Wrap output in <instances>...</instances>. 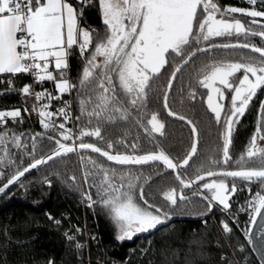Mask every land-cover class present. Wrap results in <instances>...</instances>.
Returning <instances> with one entry per match:
<instances>
[{"label": "snow or ice", "instance_id": "1", "mask_svg": "<svg viewBox=\"0 0 264 264\" xmlns=\"http://www.w3.org/2000/svg\"><path fill=\"white\" fill-rule=\"evenodd\" d=\"M245 3L248 7H222L217 0H98L104 25V31L98 32L81 26L85 10L95 7L94 0H76L75 6L69 0H0V76H8L6 82L14 87L12 78L30 75L35 84L52 82L55 89V94L47 89L34 91L32 84L19 89V94L25 97L34 96L36 103L32 105V112L38 114L45 132L55 135H33L32 150L27 153L33 157L32 162L26 167H17L6 177L4 168L16 164L12 148L28 145L23 143V133L0 131V182L6 178L0 193L19 184L32 169L62 156L88 151L121 169L159 164L171 170L179 189L173 187L162 194L169 209L197 197L206 202L208 212L218 206L230 213L231 200L241 190L236 183L239 180L250 197L246 207L239 209L248 215L245 238L249 245L254 243V235L260 239L255 250L264 259V147L258 144L264 140V101L259 103V123L245 152L235 160L230 155L236 126L258 92L264 90V46L250 40L259 38L264 42V0H245ZM240 17L248 18L247 22ZM218 38L226 42L214 43ZM217 49L237 54L240 59H211L193 76L196 87L189 85L186 97L189 102L196 100L197 87L207 90L206 108L222 131L218 136L220 145L196 168L194 176L188 178L190 161L198 154L200 132L192 120L171 109L169 95L183 68L200 53L211 54ZM74 54L83 61L78 84L68 76ZM166 66L172 70L163 107L169 117L186 122L191 133L190 150L181 161L174 162L163 149L137 154L139 137L131 144L125 139L116 142L125 149L130 148V152L114 151L116 145L111 141H106L108 150L85 142V138L105 142L102 133L108 126L129 124L148 137L163 136L165 125L158 113H152L145 120L144 109L152 83ZM74 90L79 115L73 118L68 101L52 110L54 101L62 100ZM61 118L63 122L57 123ZM9 120L22 122L21 110L0 111V124L6 125ZM73 120L78 122V132L68 127ZM37 138L54 143L50 155L35 158ZM81 163L87 206L99 204L105 210L117 229L118 240L132 239L171 218V211L150 204L145 198L140 175L106 166L92 156L81 155ZM230 163H234V169L227 167ZM70 179L76 181L75 176ZM252 185L259 187L255 194ZM185 189L192 190L191 197L184 195ZM221 225L226 234H231L228 222L221 221ZM65 235L68 241H74V236ZM75 246L82 247L79 243Z\"/></svg>", "mask_w": 264, "mask_h": 264}, {"label": "trees", "instance_id": "2", "mask_svg": "<svg viewBox=\"0 0 264 264\" xmlns=\"http://www.w3.org/2000/svg\"><path fill=\"white\" fill-rule=\"evenodd\" d=\"M69 1L75 6L76 0ZM94 2L95 7L85 10L81 26L102 32L98 0ZM217 2L223 7L225 3H235V0H217ZM232 39L236 40L235 37ZM213 42L223 43L226 40L218 38ZM211 59L239 60L240 56L220 49L211 54L200 53L182 69L169 95L171 109L192 120L200 132L198 154L194 161H190L188 178L194 176L196 168L220 145L218 136L222 129L215 125L206 108L207 90L197 87L196 100L189 102L186 99L190 90L189 85L196 87L193 76ZM82 68L83 61L78 54H74L70 58L69 70L70 80L73 83L78 84ZM171 70L166 66V70H162L160 77L152 83L144 109L145 120L150 118L152 113H158V118L165 125L163 136L156 134L148 137L134 124H129L126 127L108 126L102 133L106 138L105 142L93 138H85V142L96 143L97 146L108 150L106 141H111L116 145L114 151L130 152V148L125 149L116 142L125 139L131 144L139 137L137 154L163 149L174 162L181 161L190 150L192 141L189 126L183 121L168 117L162 105ZM8 79V76H0V111L19 108L22 122L14 123L9 120L6 125L0 126V131H7L10 134L23 133V143L28 147L12 148L16 164L4 168L6 177L10 176L17 167H26L32 162L33 157L27 153L32 150L33 135L37 133L45 137L55 135L52 132H45L39 123V118L32 112L33 98L19 94V89L28 83V76L20 75L12 78L14 87L6 82ZM42 88L55 94L52 82H45ZM263 96L264 90L258 92L245 116L235 128L230 146L233 160L245 152L255 132L259 103ZM67 99L68 95L65 94L62 100L54 101L52 110L54 111L58 103L63 106V102ZM71 101L74 118L79 115L75 90L71 94ZM225 103L227 104L228 101ZM25 108L28 109L27 112L24 111ZM73 122L75 132H78L76 127L78 122L75 120ZM68 126L70 127V123ZM258 143L259 146L264 147V140ZM54 148L53 142L37 138L35 158L50 153ZM81 155L92 156L106 166L118 170H130L140 175L139 183L143 186L145 198L150 204L171 211V218L155 229L139 233L132 239L118 240L117 229L105 214V210L99 204L92 208L87 206L83 195L86 185ZM227 167L234 169L235 165L230 163ZM72 176L76 177L75 182L70 179ZM3 182H6V178L0 182V186ZM236 183L241 190L231 202L244 200L249 196L244 183L239 180ZM173 187L179 189L174 173L159 164L121 169V166L111 164L91 152L73 153L56 158L26 175L19 184L0 195V264H48L49 261L53 264H259L250 245L230 219L234 217L238 224L243 219V215L233 209L234 205L228 215L217 206L208 217L195 219L194 217L202 216L207 212L206 202L192 197L189 202L178 203L177 207L169 209L162 194ZM258 190L257 185H252L253 194ZM191 192V189H185L184 195L191 197ZM135 195L139 197L138 189ZM96 198L93 191V199ZM139 202L143 204L142 201ZM56 221H60L59 225ZM221 221L229 223L232 228L231 234L223 231ZM75 228L80 230L75 234L77 242L82 245L81 248L75 246V240L68 241L65 235V233L70 234Z\"/></svg>", "mask_w": 264, "mask_h": 264}, {"label": "built area", "instance_id": "3", "mask_svg": "<svg viewBox=\"0 0 264 264\" xmlns=\"http://www.w3.org/2000/svg\"><path fill=\"white\" fill-rule=\"evenodd\" d=\"M224 6H239V7H248V5L245 3V0H235V3H225L223 5ZM258 7H260L258 5ZM28 78H29V81L27 84H32L33 85V89L34 91H40L42 90V85H37L34 83V80L32 78V76L30 75H27ZM68 76H69V73H68ZM69 79H70V76H69ZM68 95V99L67 101L70 102L71 104V108H70V111L72 113V116H73V111H72V101H71V94H67ZM33 98V102L36 103L35 99H34V96H31ZM37 107H39V105H37ZM59 107H62V105L60 103H58L57 105H55V109L59 108ZM54 109V110H55ZM34 114L39 118L38 114L36 112H34ZM0 126H2V124H0ZM70 128L73 129V131L75 132V128H74V122H70ZM255 194V193H254ZM249 196L244 199V200H234L232 201V205H234V210H237L241 215H243V219L241 221V223H236L235 220H234V217H230V219L234 222V224L238 227L239 231L241 232L242 236L244 237V239L246 240L245 238V234H244V226H245V222L248 220V215L245 213V212H242V211H239V209L241 208V206H245L246 207V204H247V201L249 200ZM223 212V211H222ZM224 214L228 215L229 213H225L223 212ZM77 231V228L73 229V231H71V233L69 235H72L75 237V244L78 243L77 240H76V234L75 232ZM78 233V232H77ZM247 242V240H246Z\"/></svg>", "mask_w": 264, "mask_h": 264}, {"label": "water", "instance_id": "4", "mask_svg": "<svg viewBox=\"0 0 264 264\" xmlns=\"http://www.w3.org/2000/svg\"><path fill=\"white\" fill-rule=\"evenodd\" d=\"M170 77H171V76H170ZM169 79H170V78H169ZM167 84H168V83H167ZM167 90H168V89H167V87H166V91H167ZM262 101H264V97H263ZM173 118H174V117H173ZM259 119H260V117H259V110H258V113H257V124L259 123ZM51 152H52V151H51ZM51 152L48 153V154H46V155H44V156L50 155ZM88 152H90V151H88ZM97 155H98V154H97ZM49 162H50V161H49ZM110 163H111V162H110ZM43 165H45V164H43ZM43 165L39 166L38 168L42 167ZM144 166H145V165H144ZM36 169H37V168H36ZM36 169H32L29 173H26L25 176L28 175V174H30L31 172L35 171ZM25 176H24V177H25ZM24 177H22L21 180H22ZM1 186H2V185H1ZM12 187H13V186H12ZM7 191H8V190H7ZM7 191H6V192H7ZM2 194H4V193H0V195H2ZM210 214H211V212H208V211H207L204 215H202V216H198V217H194V218H195V219H199V220H201V219H203V218L208 217ZM254 232H255V230H254ZM253 239H254V243H253L252 245H250V248H251L252 252L254 253L255 257L257 258L259 264H264V259L261 258V257H262V253H261L260 251H256V250H255V249L259 246V244H260V239L257 238L255 235L253 236Z\"/></svg>", "mask_w": 264, "mask_h": 264}, {"label": "flooded vegetation", "instance_id": "5", "mask_svg": "<svg viewBox=\"0 0 264 264\" xmlns=\"http://www.w3.org/2000/svg\"><path fill=\"white\" fill-rule=\"evenodd\" d=\"M241 19H243V20H247L248 18H246V17H240ZM100 22H101V25H102V32L104 31V25L102 24V19H101V15H100ZM247 22V21H246ZM251 41H252V43H255V44H257L258 46H264V42H261L260 41V39L259 38H251ZM233 42H235V41H233ZM258 55V54H257ZM171 76V75H170ZM170 76H169V78H170ZM169 80V79H168ZM168 83V82H167ZM166 87H167V85H166ZM165 91H166V89H165ZM264 97V96H263ZM263 99V98H262ZM262 101V100H261ZM162 105H163V103H162ZM259 110V109H258ZM165 112H166V110H165ZM166 114H167V112H166ZM169 117V116H168ZM170 118H173V117H170ZM173 119H176V118H173ZM187 119V118H186ZM177 120H179V119H177ZM184 122V121H183ZM184 123H186V122H184ZM190 128V127H189ZM248 144H249V142H248ZM247 144V145H248ZM259 144V143H258ZM186 196H188V195H186Z\"/></svg>", "mask_w": 264, "mask_h": 264}, {"label": "rangeland", "instance_id": "6", "mask_svg": "<svg viewBox=\"0 0 264 264\" xmlns=\"http://www.w3.org/2000/svg\"><path fill=\"white\" fill-rule=\"evenodd\" d=\"M60 122H63V121H62V118H61L60 120L57 121V123H60ZM68 127H69V126H68ZM69 128H70V127H69Z\"/></svg>", "mask_w": 264, "mask_h": 264}, {"label": "crops", "instance_id": "7", "mask_svg": "<svg viewBox=\"0 0 264 264\" xmlns=\"http://www.w3.org/2000/svg\"><path fill=\"white\" fill-rule=\"evenodd\" d=\"M70 2V1H69ZM50 70H54V69H50Z\"/></svg>", "mask_w": 264, "mask_h": 264}]
</instances>
